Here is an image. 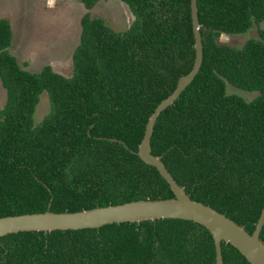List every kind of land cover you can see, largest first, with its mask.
Listing matches in <instances>:
<instances>
[{
	"label": "trees",
	"instance_id": "1",
	"mask_svg": "<svg viewBox=\"0 0 264 264\" xmlns=\"http://www.w3.org/2000/svg\"><path fill=\"white\" fill-rule=\"evenodd\" d=\"M81 1L88 11L69 77L49 64L39 72L23 67L9 51L11 21L0 18L7 94L0 109V217L175 197L136 151L152 112L193 67L191 0H122L134 14L124 32L91 14L100 0ZM198 7L203 63L159 116L152 152L193 199L252 233L264 207V29L241 48L220 38L260 25L264 0H198ZM227 82L259 94L246 100L228 93ZM44 91L51 108L37 124ZM222 249L224 264H252L231 243ZM0 264L217 262L208 228L162 218L7 234L0 237Z\"/></svg>",
	"mask_w": 264,
	"mask_h": 264
},
{
	"label": "water",
	"instance_id": "2",
	"mask_svg": "<svg viewBox=\"0 0 264 264\" xmlns=\"http://www.w3.org/2000/svg\"><path fill=\"white\" fill-rule=\"evenodd\" d=\"M198 12V0H191V18L196 52L193 67L189 73L180 76L174 91L164 98L152 112L147 121L143 139L138 151H136L144 162L158 169L170 185L175 197L138 199L78 211L56 212L47 209L44 212L7 215L0 217V237L21 231L49 232L53 230L100 228L111 223L181 218L193 220L210 230L216 246L217 264H224L223 241L229 242L238 248L250 263L264 264V241L261 239V231L264 226V207L255 230L250 233L244 226L214 207L193 199L168 170L162 156H157L152 152L151 138L159 116L165 109L173 105L187 86L191 84L203 63L204 48ZM110 140L120 141L126 145L125 142L117 138H110Z\"/></svg>",
	"mask_w": 264,
	"mask_h": 264
},
{
	"label": "rangeland",
	"instance_id": "3",
	"mask_svg": "<svg viewBox=\"0 0 264 264\" xmlns=\"http://www.w3.org/2000/svg\"><path fill=\"white\" fill-rule=\"evenodd\" d=\"M88 11L81 0H0V18H8L13 28L9 51L19 63L32 72L51 65L64 76L73 74V52L80 42L81 18ZM93 16L103 17L115 31L124 32L134 20L130 7L122 0H100L89 10ZM264 21L254 24L245 33L222 34L220 40L241 48L250 38H260ZM227 92L254 99L258 91H246L227 82ZM7 94L0 80V109ZM49 95L41 94L34 115L40 123L50 111Z\"/></svg>",
	"mask_w": 264,
	"mask_h": 264
}]
</instances>
